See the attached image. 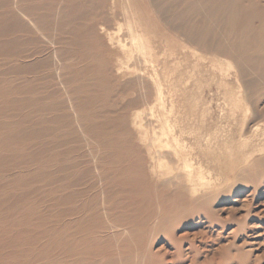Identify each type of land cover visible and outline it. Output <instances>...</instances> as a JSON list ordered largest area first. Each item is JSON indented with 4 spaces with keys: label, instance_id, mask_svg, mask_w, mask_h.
Returning a JSON list of instances; mask_svg holds the SVG:
<instances>
[{
    "label": "bare ground",
    "instance_id": "bare-ground-1",
    "mask_svg": "<svg viewBox=\"0 0 264 264\" xmlns=\"http://www.w3.org/2000/svg\"><path fill=\"white\" fill-rule=\"evenodd\" d=\"M36 1L42 2L43 0H0V53L10 57L19 56L14 52L20 43L19 38H16L15 35L26 28L22 17L26 18L35 30L37 28L41 31L53 30L60 34L73 36L74 38L69 41L53 42L54 45L56 44L59 47L54 48L53 53L43 62V64L49 63L47 65L58 66L56 70L57 77L60 83L66 87L65 93L69 96L68 106L65 104L63 111L68 107L70 113L64 114L63 117L49 119L40 117L39 111L36 110L21 116L20 120L13 124L0 123V177L5 176L4 174L6 176L11 175L14 172L18 174L25 169L23 167L24 163L19 162L18 159L24 153L22 148L31 147L29 145L38 144L31 149L39 157L45 152H52L53 147L71 146L78 142H85L92 146L117 144V135H131L127 126L129 109L133 106H145L146 104L157 105L160 111L161 125L153 128V135L149 144L150 148H153L156 143H162L165 147L164 153L159 152L160 150L155 152L156 162L160 163L161 160L166 159L176 166L172 171H178L180 166L184 170L189 169L190 171L179 172L180 174L168 178L169 181L163 185L162 190L156 188V186L152 188L147 185L148 173H146L145 167L135 163L132 158L119 154L117 155L119 162L125 163V166L121 168L119 166L118 169H115V167L113 172L102 171V174L105 173L102 178H105L104 181L107 179L108 184L103 188L101 187L102 190L99 189L101 192L91 199L90 208H86L87 210L82 216L79 212L80 208L67 209L66 216H77L74 217L77 218L74 222V228L70 227L72 224L66 225L64 228H58V225L53 227L47 225L50 221H56V217L45 213L41 209L39 200L30 204L27 196L24 197V201L29 203V216L23 222H13L10 227H6L4 222L10 216L4 218L3 212L8 211L11 206H14L13 203L17 204L18 201L11 200L12 197L9 198V201L3 200L0 202V264H141L142 261L149 260L150 257L147 253L138 254L134 249V244L131 243L133 238L140 240L139 234L132 230L134 228L132 225L119 228L122 226L118 227L117 223L119 222L115 221L124 217L120 221L126 222V216H129V214L123 216V213L118 212L116 214V212L123 210L126 205L134 202L132 204L136 209L133 210V215L138 214L137 217L140 218L139 214L141 212L146 211L147 213L146 208L151 209L152 207L151 214L145 217L151 216V221L152 219L158 220L161 230L167 231L165 227L180 218V213L183 214V210L177 214H172L176 212L178 207L186 205V202L181 197L182 194L178 193L173 196L164 190L171 185L181 188V182L185 179L191 181L193 192H196L199 187L194 182L196 176L193 172L201 163L194 159L191 149L182 139L183 129L179 127V120L171 118L172 111L167 106V103L173 106L177 100L184 99L180 94L187 89V86L176 82L178 77H183L185 74L181 69L185 67L189 71L188 66L191 64L192 59L194 57L204 58L205 52H216L222 56L232 58L244 76H256L257 80L255 82L247 83V98L252 104L255 117L264 112V104L260 105V102L264 100V0H150L158 9L164 24L177 32L176 43L164 37L151 41L148 34L139 33L125 39L117 38L116 46L119 50L114 48L115 46L113 47L116 44L113 41V35L110 37L113 41L110 44L108 38L100 35V32L97 31L99 19H102L103 24L108 27L111 24L110 18L104 12L101 14L98 12L97 5L90 10H86L79 6L75 0H58L63 2L65 6L56 9L37 5ZM98 1L101 4L109 2V0ZM127 1L130 2V0ZM132 14H136V11L133 10ZM141 36L148 41V46H150L148 52L143 49ZM173 44H175L173 52H177V55L181 56V61L178 57L174 61H159L155 57L158 56L157 53L161 47L169 48ZM5 50L9 52H2ZM111 55L126 56L129 61L133 59L126 69L135 70V75L132 78L130 77V80L123 85L118 83L114 67L110 58H108ZM131 55L134 58H130ZM40 56L36 55V57ZM37 62L39 64V61ZM78 66L81 67L80 70H69ZM214 66L215 64L212 63L210 67L207 65L202 67L208 71L209 68H214ZM19 83L27 86V81H19ZM183 83L185 84V82ZM21 88L18 90L19 94L23 93ZM177 92L179 95H177ZM130 93H132L131 96H129ZM118 95L128 98L126 104L120 106L119 110L112 111L108 108V110L102 112L105 103L102 102L96 105L104 99L105 101L108 100L107 104L110 107V103H112L110 100L115 102ZM0 100L5 106V114L13 113L10 106L32 109L33 105H37L36 102L34 104L30 99L17 102L9 87L0 93ZM51 108L54 109V106L42 107L40 112L50 111ZM247 110L251 111V108L248 107ZM112 114L119 117H112ZM38 116L40 119L37 120ZM75 127L80 129V133L74 130ZM158 128L160 131H157ZM29 135L33 137L29 140L32 143L29 144L28 141L26 144L25 137ZM44 137L50 138V140L47 139V143L41 145V142L38 143V141H41ZM11 151L14 152L12 157L5 155ZM73 152H75V148L70 147L67 153L73 157ZM111 152L115 153L116 151L111 150ZM100 156V158H96L98 162H104L111 158L110 155L105 154ZM141 159L144 160L143 156H141ZM138 165L140 166L138 167ZM38 167V169H42L41 162ZM76 167L70 165L67 171L74 170ZM101 169L100 167L99 170ZM46 171L47 174L43 172L37 174L38 182H42V178L46 181L45 184L38 186V195L41 187H50L49 193L53 202H57V206H60V204H73L80 197V193L71 191L65 195L63 200L56 199L54 194L59 191H54L53 185L61 182L62 190H72L73 186L80 181L76 178L74 181L72 180L78 173H80L79 178L81 172H77L73 176L67 174L66 177L55 179L51 166ZM154 174L157 175V172H154ZM16 175L11 176L15 177ZM123 193H129V195L125 198V195L122 197L117 196ZM154 196L157 198L156 204L153 202ZM171 199L173 200V207L163 211V204ZM188 205L192 208V211L199 209H196L195 204ZM53 206L55 207L54 204ZM128 207L132 208L131 206ZM135 211H138V213H135ZM86 212L87 215H85ZM100 215H105L103 217H108L109 220L112 219L113 224L110 223L109 228L107 226V228H104L103 225V228H97L98 226L84 227L87 222L89 224L93 222V225L98 224L96 217ZM142 218L143 216L141 220ZM75 219L71 218V220ZM136 219L131 220L135 221ZM148 220L147 218L146 221ZM146 221L143 222L146 223ZM143 222L140 223L143 224ZM102 231L105 235L101 234V238H99L97 235ZM98 238L104 241L115 240L113 243L106 242L112 248V251H110L109 246H103L104 241L100 242ZM246 244L252 245L251 242ZM190 247L195 248V244L191 243ZM197 249L198 247H196ZM179 251L182 253V249H179ZM240 254L242 258L246 256L243 253Z\"/></svg>",
    "mask_w": 264,
    "mask_h": 264
},
{
    "label": "rangeland",
    "instance_id": "rangeland-1",
    "mask_svg": "<svg viewBox=\"0 0 264 264\" xmlns=\"http://www.w3.org/2000/svg\"><path fill=\"white\" fill-rule=\"evenodd\" d=\"M75 2L86 10H90L97 5L98 12L100 14L104 12L110 18L111 24L109 27L103 24L102 19H99L97 30L100 35L108 38L110 44L113 41L116 43L119 38L125 39L139 33L148 34L151 41L164 37L176 43L177 32L164 24L158 9L150 0H130V2L127 0H109V2L102 4L98 0H75ZM36 4L56 9L65 6L63 2L58 0L36 1ZM133 10L136 11V14H132ZM22 20L23 24L28 26L25 25V30L15 35L16 38H19L20 43L14 52L19 56L10 57L0 53V93L9 87L17 102L30 99L34 104L36 102L37 105H33L35 108L32 106V109L10 106L13 113L5 114V106L0 100V123L2 124L18 122L21 116L36 110L39 111L40 117L49 119L63 117L64 114L70 113L68 107L63 111V106L65 104L68 106L69 96L65 93L66 87L60 83L57 77L56 70L58 66L47 65L49 63L43 64V62L53 53L54 48L59 47L56 44L54 45L53 42L69 41L74 37L53 30L41 31L39 28L35 30L26 18L22 17ZM111 35L114 36L113 41L110 39ZM141 41L144 51L148 52L150 46H148L147 39L141 36ZM116 45L117 43L113 47L115 46L114 48L119 50ZM174 48L175 44L169 48L163 46L157 53L158 56L155 57L159 61H174L178 57L181 61V56H178L177 52H173ZM2 52L7 53L9 51ZM36 55L41 56L36 57ZM129 57L134 58L133 55ZM108 58L112 62L118 83L123 85L130 80V77H134L135 70L126 69L133 59L129 61L126 56L112 55ZM37 61H39V64ZM212 63L215 64L214 68H209L208 71L203 69V65L210 67ZM80 66L77 67L78 69L75 67L69 70H80L82 67ZM188 67L189 71L183 67L181 71L185 74L183 77L176 79L177 84L187 86V89L180 94L184 99L177 100L178 102L176 101L173 106L167 103V106L172 111L171 118L179 120V127L183 129L182 139L191 149L194 159L202 165L197 166L193 172L196 176L194 182L199 186L198 190L193 192L191 181L187 179L181 182V188L171 185L164 190L173 196L178 193L182 194L181 197L186 202V205L178 207L176 212L172 214H177L183 210V214L180 213V218L165 227L167 231L161 230L158 220L152 219L151 221V216L145 217L151 214L152 207L151 209L146 208L147 213L146 211L141 212L139 214L140 218L137 217L138 214L133 215V210L136 209L132 204L134 202L126 205L127 208L124 207L123 210L116 212V214L118 212L123 213V216L129 214V216H126L127 221H124L125 223L121 222L120 220L124 218L122 217L115 222H119L117 223L118 227L122 226L119 228L132 225L134 227L132 230L139 234L140 240L133 238L131 243L134 244V249L138 254L147 253L150 257L149 260L145 259L141 264H264V112L255 117L252 104L247 98V83H253L257 78L255 75L244 76L232 58L222 56L216 52H205L204 58L194 57ZM19 81H27V86L22 85ZM20 87L23 89L21 94L18 92ZM31 91L32 93H30ZM177 95H179L178 92ZM127 100L126 96L118 95L116 103L110 100L112 102L110 107L107 104L108 100L105 101L104 99L96 105L104 102L102 112L108 110V108L113 111L119 110V107L125 105ZM262 104H264V100L260 102L261 106ZM146 105L133 106L129 109L127 126L131 135H117V144L115 145L92 146L85 142H78L71 146L53 147L52 152H45L39 157L31 149L38 144L22 148L24 153L18 161L24 163L23 167L25 169L18 174L17 172L10 173L11 175L17 174L15 177L6 176V174H4L6 177H0V202L3 200L9 201L10 197H12L11 200L18 201L17 204L13 203L14 206H11L8 211L3 212L4 218L10 216L4 222V225L10 227L13 222H23L29 216V203L24 201V197L27 196L30 204L39 200L41 209L50 216L56 217V221H50L47 225H52V227L58 225V228H64V226L72 224L70 227L74 228V222L77 219L74 217L77 216H66L67 209L80 208L79 212L82 216L90 208L91 199L108 184V180L104 181L105 178H102L105 174H102V171L113 172L119 166V168L125 166V163L119 162L117 156L119 154L130 157L135 163L145 167L144 169L149 175H147V185L152 188L156 186V188L162 190L163 185L167 184L175 174L188 171L189 169L184 170L181 166L180 169H183L172 171L176 166L166 159L161 160L160 163L156 162L155 152L160 150L159 152L164 153L165 147L162 143H156L153 148H150L149 144L153 135V128L161 125L160 111L157 105ZM51 106H54V109L51 108L50 111L44 113L40 112L42 107ZM56 107L57 109H55ZM248 107L251 108V111L247 110ZM39 116L37 120L40 119ZM116 116L119 117L118 115L112 117ZM74 130L79 132L80 129L75 127ZM157 131H160L159 128ZM25 138L27 144L33 137L29 135ZM47 139L50 140V138L44 137L38 143L41 142V145H44L47 143ZM31 143L32 141H29V144ZM70 147L75 148V152L72 154L73 157L67 153ZM111 150L116 152L112 153ZM13 154L14 152L11 151L5 155L12 157ZM103 154L111 156L107 160L109 163L96 160ZM74 155L79 156L75 157ZM141 156L145 161L141 159ZM40 162L42 169H38ZM69 164L77 166L76 169L68 172ZM50 166L55 179L66 177L67 174L73 176L77 172L82 173V176L80 175L78 178L80 174L78 173L72 180L74 181L75 178L80 180L76 183L77 185L73 186L75 189L64 191L61 182L53 185L54 191H59L54 194L56 199L63 200L65 195L71 191L80 193V197L73 204H60V206H57V202H53L49 193L50 187H41V190L38 191L39 195L37 194L38 186L46 183L44 178H42V182H38L37 174L40 172L47 174L46 170H49ZM100 167L101 170H99ZM154 172H157V175ZM47 180L49 179L47 178ZM161 190L159 191L161 192ZM127 195L129 193L117 196H124L125 198ZM153 198V202L156 204V196ZM172 203V199L165 202L162 210L166 211L172 208L174 205ZM188 204H195L196 209H199L195 210L196 212L192 211ZM128 206H131L132 210ZM135 213H138V211H135ZM87 214L86 212L85 215ZM140 215L143 216L142 220ZM100 216L96 217L98 224L93 225V222L92 224L87 222L84 227L109 228L110 223L113 224L112 219L104 218L105 215ZM134 216L137 217V219L134 218L136 222L132 221ZM71 218L75 220H71ZM144 218L149 220H143ZM143 221H146V223ZM140 222H143L144 225ZM101 234L105 235L104 231L98 233L97 236L101 238ZM102 238L104 239V237ZM103 239H99V241L101 242ZM114 241H104L103 246L107 245L108 247L109 245L106 242L113 243ZM247 242H251L252 245L246 244ZM191 243L195 244V248L190 247ZM196 247H198L197 250ZM179 249H182V253ZM110 251H112L111 247ZM240 253L246 256L242 258Z\"/></svg>",
    "mask_w": 264,
    "mask_h": 264
}]
</instances>
